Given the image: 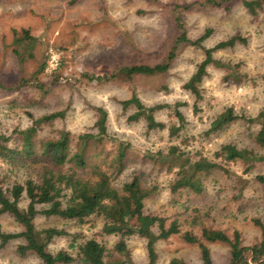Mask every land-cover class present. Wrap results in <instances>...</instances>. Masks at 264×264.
I'll use <instances>...</instances> for the list:
<instances>
[{"label": "rangeland", "instance_id": "rangeland-1", "mask_svg": "<svg viewBox=\"0 0 264 264\" xmlns=\"http://www.w3.org/2000/svg\"><path fill=\"white\" fill-rule=\"evenodd\" d=\"M225 6H212L207 0H0V83L17 86L12 90H0V132L9 133L15 125H29L30 114L37 117L57 111L64 113L62 118L55 119L57 128H66L75 134L95 132L96 108L101 107L107 112V132L130 141L145 152L181 143L191 153L200 150L212 158L226 142L239 147L254 146L250 134L259 125L243 119L209 136L202 135L213 117L228 106L248 117L264 111V3L263 10L256 16L245 10L242 0H232ZM178 19L189 40H196L207 28L212 32L201 46L190 42L176 44ZM23 30L28 34L24 35ZM237 34L245 37L246 43L216 49L213 56L237 64L235 69L241 80L225 76L229 72L225 68L209 67L202 82L205 99L200 104L201 109L194 112L193 99L183 84L204 58L203 48H212ZM175 44L176 57L164 73L131 78L119 75L99 83L83 76L85 73L109 74L122 66L153 65ZM14 48L23 52V61L19 60ZM42 62L47 65L38 75L39 86L31 76ZM20 79H27L28 83L18 87ZM132 94L147 105L182 102L180 109L186 117V139L170 138L167 127L147 130L144 121H129L133 109H123L120 102ZM155 116L166 124L174 120L167 108L157 111ZM227 166L237 173L243 171L239 163L229 162ZM133 168H137L136 165L127 169L120 179ZM3 171L10 180L18 175L10 172L9 166L0 160V173ZM256 172L264 173V164H257L250 174L244 175L250 179L253 192L246 193L245 199L232 197L230 181L222 174L209 177L200 194L183 191L174 196L167 188L171 175L167 172L155 174L161 191L146 201L145 211L166 216L167 222L177 213L181 220H187L180 221L179 234L156 242L155 264H171L172 258L202 264L197 244L180 240L186 230L199 236L201 224L222 229L229 235L238 231L243 245L258 242L261 231L252 219L259 218L264 223V202L260 190L252 182ZM19 204L25 206L26 200ZM192 218L200 223L191 222ZM102 224L103 220L97 217H90L83 224L42 215L35 218L38 229H64L75 235L77 243L94 237L110 248L116 238L103 234ZM0 228L11 232L21 230L7 215L0 217ZM19 242L22 241L14 240L0 249V264H42L32 252L18 253L16 244ZM70 243L71 237L58 236L49 243L48 249L74 253ZM128 246L134 264H145L144 240L132 238ZM208 246L215 264L227 262L225 245L208 243Z\"/></svg>", "mask_w": 264, "mask_h": 264}, {"label": "trees", "instance_id": "trees-1", "mask_svg": "<svg viewBox=\"0 0 264 264\" xmlns=\"http://www.w3.org/2000/svg\"><path fill=\"white\" fill-rule=\"evenodd\" d=\"M231 1L207 0L212 6L223 7ZM263 3L264 0H242L245 10L251 16H256L263 10ZM177 26L179 35L176 44L190 42L201 46L212 32L211 28H207L199 38L189 40L180 19L177 20ZM23 33L28 34L27 30H23ZM246 41L245 37L237 34L219 41L212 48H203L204 58L183 84V88L193 99L194 112L201 109L200 104L205 99L202 82L209 67L225 68L229 70L225 76L232 75L235 81L241 80V75L235 69L238 65L215 58L213 51ZM176 44L160 62L153 65L122 66L109 74L85 73L83 76L99 83L119 75L131 78L134 75L152 76L164 73L176 57ZM14 52L23 61V52L16 48ZM46 65V62L40 63L32 74L31 79L36 85L41 86L38 75L44 72ZM26 83L27 79H20L17 85L20 87ZM13 87L17 86H4L0 83V90H12ZM120 103L123 109H133L128 116L129 121L142 120L147 130L167 127L170 138L186 139V117L180 109L182 102L177 101L174 105H147L132 94ZM164 108L174 115V120L168 124L155 116L157 111ZM96 110L95 132L75 134L66 128H57L55 119L63 117L62 111L37 117L30 114L29 125H15L9 133L0 132V160L9 166L10 172L18 174L10 180L6 172L0 173V217L10 216L21 227L20 231L13 232L0 228V249L5 248L9 242L20 239L22 242L16 244V251L20 254L32 252L42 264H134L128 241L141 238L145 242V264H155L156 242L179 234L180 221H187L186 218L181 220L179 213L167 222L168 217L145 211L146 201L161 191L155 174L167 172L171 175L167 188L168 193L173 196L183 191L200 194L205 190L209 177L221 174L229 179L234 199H245L246 193H253L250 179L244 175L250 174L257 164H264L263 110L256 116L248 117L228 106L214 116L202 135L209 136L238 119L257 123L259 128L250 134L254 146L239 147L226 142L219 146L212 158L200 150L191 153L181 143L145 152L130 141L111 136L107 132L106 110L101 107ZM229 162L239 163L243 167L242 173L230 169L227 166ZM133 165L137 168L120 179ZM252 180L260 190L264 202V173L256 172ZM22 200H26L25 206L19 204ZM186 210L185 208L184 211ZM37 215L74 221L77 224L86 223L90 217L101 218L102 233L113 235L116 240L110 248L94 237L77 243L75 235L64 229H38L35 225ZM252 221L261 231L260 240L252 245H243L238 231L229 235L222 229L203 224L200 225V237L186 230L180 235V240L197 244L202 264H215L208 243H219L228 248V260L225 264H264V223L259 218ZM191 222L200 223L195 218ZM58 236L71 237L70 245L75 252L65 249L51 252L48 245ZM170 262L191 264L180 258H172Z\"/></svg>", "mask_w": 264, "mask_h": 264}]
</instances>
